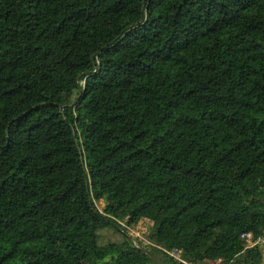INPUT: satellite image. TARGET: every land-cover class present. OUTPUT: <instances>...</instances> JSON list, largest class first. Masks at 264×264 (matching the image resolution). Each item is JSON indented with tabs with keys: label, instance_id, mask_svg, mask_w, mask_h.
Instances as JSON below:
<instances>
[{
	"label": "trees",
	"instance_id": "trees-1",
	"mask_svg": "<svg viewBox=\"0 0 264 264\" xmlns=\"http://www.w3.org/2000/svg\"><path fill=\"white\" fill-rule=\"evenodd\" d=\"M247 231L264 0H0V264H260Z\"/></svg>",
	"mask_w": 264,
	"mask_h": 264
},
{
	"label": "built area",
	"instance_id": "built-area-1",
	"mask_svg": "<svg viewBox=\"0 0 264 264\" xmlns=\"http://www.w3.org/2000/svg\"><path fill=\"white\" fill-rule=\"evenodd\" d=\"M122 225H124V223H122ZM124 226L126 227L127 232H128V229H131L132 227H134V226H127V225H124ZM147 231H148V229L144 233H146ZM130 236H132V235H130ZM240 236H241V238L245 239L247 247L256 246L258 248L259 253H260V257H261L260 264H264V235H260L257 238H253L252 233L247 231V232L241 233ZM134 237H137V238L143 240V242L145 244H153L144 235H139L138 234V235H136ZM164 251L170 257H172L174 260L180 262L181 264H195V263H193L191 261L183 259L180 256L179 251L177 249L164 250ZM209 264H222V262H221L220 259H217V260L210 261Z\"/></svg>",
	"mask_w": 264,
	"mask_h": 264
},
{
	"label": "rangeland",
	"instance_id": "rangeland-1",
	"mask_svg": "<svg viewBox=\"0 0 264 264\" xmlns=\"http://www.w3.org/2000/svg\"><path fill=\"white\" fill-rule=\"evenodd\" d=\"M96 206L98 209H102L103 201H96ZM149 228V223L145 220H140L134 227L128 229V233L132 236L144 235L145 231Z\"/></svg>",
	"mask_w": 264,
	"mask_h": 264
},
{
	"label": "water",
	"instance_id": "water-1",
	"mask_svg": "<svg viewBox=\"0 0 264 264\" xmlns=\"http://www.w3.org/2000/svg\"><path fill=\"white\" fill-rule=\"evenodd\" d=\"M128 239L131 241V242H133L134 243V240H133V238L131 237V236H128ZM142 250L143 251H145V252H147V253H149L145 248H142ZM152 258H153V260L154 261H156L158 264H160L153 256H152Z\"/></svg>",
	"mask_w": 264,
	"mask_h": 264
}]
</instances>
